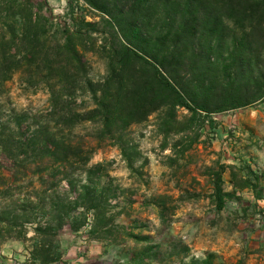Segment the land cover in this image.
<instances>
[{
  "label": "trees",
  "instance_id": "1",
  "mask_svg": "<svg viewBox=\"0 0 264 264\" xmlns=\"http://www.w3.org/2000/svg\"><path fill=\"white\" fill-rule=\"evenodd\" d=\"M83 1L102 14L111 29L110 44L104 49L102 79H73L71 90L78 85L93 106L71 111L72 93L51 81L62 84V73L83 65L68 39L92 35L94 23L83 20L89 30L79 25L62 44L45 46L40 42L48 25L38 19L34 6L0 0V234L29 241L30 264L62 260L58 235L66 225L77 231L88 224L89 235L105 234L110 243L118 241L115 228L135 243L149 239L116 222L122 212L114 209L115 192L104 182L101 164H88L95 147L71 140L74 127L93 123L97 137L120 146L129 125L157 111L161 126L181 134L196 119L212 124L213 113L264 99V0ZM69 2L71 13L82 12L74 0ZM23 68L43 71L51 99L45 112L17 110L2 98L4 84ZM180 108L189 116L179 119ZM199 136L196 132L193 141ZM226 170L233 187L262 197L259 175L249 166L221 163L209 172L217 211L225 206ZM12 186L19 191L8 201L6 190ZM155 246L136 251L137 259L154 255Z\"/></svg>",
  "mask_w": 264,
  "mask_h": 264
},
{
  "label": "rangeland",
  "instance_id": "2",
  "mask_svg": "<svg viewBox=\"0 0 264 264\" xmlns=\"http://www.w3.org/2000/svg\"><path fill=\"white\" fill-rule=\"evenodd\" d=\"M21 1L34 6L38 19L48 25L41 45L57 47L65 36L83 25V20L94 23L92 35L68 39L82 55L83 65L62 73V84L51 81L58 84L57 89L66 85L63 92L72 93L67 105L71 111L92 107L86 92L78 85L73 91L71 87L75 86L73 79L104 77V49L110 44L107 38L111 29L102 14L83 0H74V7L80 6L82 12L73 13L69 0ZM45 79L43 71L23 68L4 84L2 98L17 110L45 112L51 100ZM177 114L179 119L189 116L183 108ZM211 117L212 124L196 119L189 130L174 134L161 126L157 111L129 125L122 133L120 146L114 144V139L97 137L93 123L74 127L71 140L95 147L88 164H101L107 174L104 182L115 192L114 209L122 212L116 222L125 231L132 229L149 239L135 243L125 237L121 228H115L118 241L110 243L105 234L98 238L89 235L88 224L77 231L66 225L58 235L62 260L53 264H202L203 260L210 264H264V99ZM196 132L200 136L193 141ZM221 163L249 166L259 175L262 197L257 198L249 189L233 187L226 170L222 175L225 206L217 211L209 172ZM18 188L6 190L8 201L14 199ZM16 234L14 229L11 235ZM31 235L29 229L27 236ZM150 245H156L155 254L138 260L135 252ZM30 246L29 241L10 238L2 232L0 264H30Z\"/></svg>",
  "mask_w": 264,
  "mask_h": 264
}]
</instances>
